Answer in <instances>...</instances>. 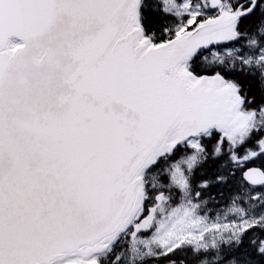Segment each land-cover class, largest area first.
Masks as SVG:
<instances>
[{"label":"snow or ice","instance_id":"6c2138e0","mask_svg":"<svg viewBox=\"0 0 264 264\" xmlns=\"http://www.w3.org/2000/svg\"><path fill=\"white\" fill-rule=\"evenodd\" d=\"M0 264H264V0H0Z\"/></svg>","mask_w":264,"mask_h":264}]
</instances>
